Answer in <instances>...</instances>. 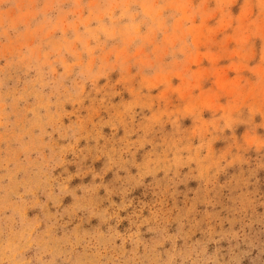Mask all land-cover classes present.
<instances>
[{
	"label": "clouds",
	"instance_id": "1",
	"mask_svg": "<svg viewBox=\"0 0 264 264\" xmlns=\"http://www.w3.org/2000/svg\"><path fill=\"white\" fill-rule=\"evenodd\" d=\"M0 264H264V0H0Z\"/></svg>",
	"mask_w": 264,
	"mask_h": 264
},
{
	"label": "rangeland",
	"instance_id": "2",
	"mask_svg": "<svg viewBox=\"0 0 264 264\" xmlns=\"http://www.w3.org/2000/svg\"><path fill=\"white\" fill-rule=\"evenodd\" d=\"M107 131V130H106ZM111 174H109V176H110ZM126 223V222H125Z\"/></svg>",
	"mask_w": 264,
	"mask_h": 264
}]
</instances>
